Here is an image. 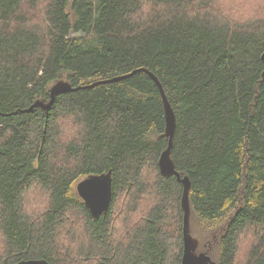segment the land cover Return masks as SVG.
<instances>
[{
  "label": "trees",
  "instance_id": "16d2710c",
  "mask_svg": "<svg viewBox=\"0 0 264 264\" xmlns=\"http://www.w3.org/2000/svg\"><path fill=\"white\" fill-rule=\"evenodd\" d=\"M222 1L0 0V264L181 263L183 186L159 172L164 107L146 73L23 112L58 81L139 69L175 115L196 253L264 264V12L237 20ZM108 172L94 219L75 186Z\"/></svg>",
  "mask_w": 264,
  "mask_h": 264
},
{
  "label": "water",
  "instance_id": "95a60500",
  "mask_svg": "<svg viewBox=\"0 0 264 264\" xmlns=\"http://www.w3.org/2000/svg\"><path fill=\"white\" fill-rule=\"evenodd\" d=\"M261 60L264 64V52L261 56ZM138 72L146 73L158 86L161 98L163 101L164 115H165V136L168 139L167 148L162 152L158 161L159 172L164 177L174 175L179 183L183 186L181 208L183 211V253L180 264H217L212 261L209 256L204 253H196L198 249V241L194 239L190 234V205H189V190L190 181L187 177H181L175 170L174 163L171 159V150L173 147V138L176 128V121L174 112L164 95L163 89L153 74L144 69L134 70L130 74L114 77L108 80L97 81L85 86L72 87L65 81H58L49 88V101L43 102L41 100L35 101L25 113H31L36 107L42 108L47 112L54 104L55 98L64 93H69L78 89H90L100 84L113 83L122 81L126 78L133 76ZM111 173L101 175H93L80 180L76 186V192L78 197L83 201L85 207L90 212L94 219H98L102 214L106 213L111 202ZM17 264H49L46 260H25L20 261Z\"/></svg>",
  "mask_w": 264,
  "mask_h": 264
},
{
  "label": "rangeland",
  "instance_id": "374dc122",
  "mask_svg": "<svg viewBox=\"0 0 264 264\" xmlns=\"http://www.w3.org/2000/svg\"><path fill=\"white\" fill-rule=\"evenodd\" d=\"M219 6L221 7L224 13L232 16L237 20H243V21L253 18L256 15L264 12V0H223L222 2L219 3ZM32 15L37 16L38 14L35 12L32 13ZM79 35L80 34H75V33L71 34V36H79ZM35 197L38 198V196ZM135 217L137 216L135 215ZM191 225H190V232L196 238L195 234L197 232H195L191 228ZM75 231L78 232L77 229H75Z\"/></svg>",
  "mask_w": 264,
  "mask_h": 264
}]
</instances>
